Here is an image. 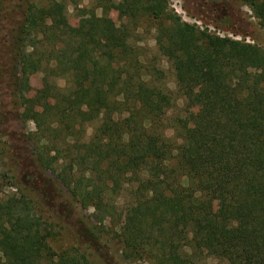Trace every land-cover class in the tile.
<instances>
[{
    "label": "trees",
    "instance_id": "1",
    "mask_svg": "<svg viewBox=\"0 0 264 264\" xmlns=\"http://www.w3.org/2000/svg\"><path fill=\"white\" fill-rule=\"evenodd\" d=\"M77 1L19 5L21 76L42 66L66 86L51 82L22 103L21 120L34 125L26 140L37 176L19 196L0 198V264H92L77 247L44 246L59 226L44 196L61 192L47 170L81 208L98 194L94 209H111L110 197L128 191L134 225L114 233L126 260L201 264V245L210 242L218 264H264V48L192 30L190 47L178 51L164 0H94L102 15L72 26L67 2ZM243 2L264 27V0ZM110 11L118 27L105 24ZM151 30L155 55L138 46ZM156 54L173 70L174 90ZM248 55L259 60L260 75L248 76ZM206 57L215 69L202 81V122L185 129L169 109L176 94L190 92ZM16 210L29 217L15 220ZM35 246L43 248L29 256Z\"/></svg>",
    "mask_w": 264,
    "mask_h": 264
},
{
    "label": "rangeland",
    "instance_id": "2",
    "mask_svg": "<svg viewBox=\"0 0 264 264\" xmlns=\"http://www.w3.org/2000/svg\"><path fill=\"white\" fill-rule=\"evenodd\" d=\"M33 1L43 4L49 0ZM164 2L167 11L170 12V19L177 27L175 45L178 51L190 47L192 30L202 37L214 34L221 38L243 40L264 48V27L259 24L243 0H164L162 3ZM24 4L26 6V0H0V198L9 195L19 196L22 187L28 188L31 179L37 176V169L29 166L31 143L26 140L29 133L34 131V125L32 122L21 120L22 103L51 82L60 88L66 86L64 78H50L42 66L34 67L25 77L21 76L15 59L17 43L21 44L16 23L23 9L19 5ZM66 11L68 22L72 26L83 25L89 20L92 12L97 16L102 15L101 9L95 7L94 0H78L76 4L67 2ZM104 22L110 27H118L120 24L115 11L105 15ZM138 46L146 47L147 54L155 55L154 31L141 33ZM156 60L165 71L164 80L167 88L174 90V72L166 58L156 54ZM244 64L248 76L262 73L261 64L255 56H246ZM214 69V64L206 57L197 71L190 92L183 96L176 94L175 103L169 109V114L178 120L182 128L192 129L202 122L200 118L202 81L204 77L212 74ZM91 132L92 127H89L87 135ZM166 133L168 136L175 135L173 129H168ZM46 174L56 186L58 185L61 192L56 194L52 192L51 199L48 200L47 196H44L46 202L43 205L47 208V216L59 225L55 228V236L44 242L45 247L54 253L72 246L77 247L86 253L92 264H151L145 259L136 261L124 259L119 238L114 236V233H122L134 225V214L126 210L132 199L127 190L109 196L111 209L108 205L94 209L92 206L96 201L94 197H101L98 194L91 196L89 205L81 208L77 202L71 200L65 187L49 170ZM216 207V202L212 203V213H215ZM13 216L19 222H24L29 217L22 210L14 211ZM95 225L99 230L97 234H91V229ZM201 247L203 250L201 264H218V259L210 253L212 248L210 242L204 243ZM42 248L32 247L27 251L28 255L34 256Z\"/></svg>",
    "mask_w": 264,
    "mask_h": 264
}]
</instances>
